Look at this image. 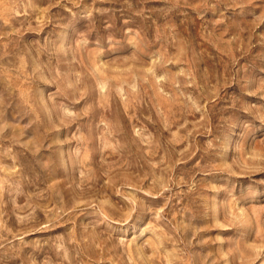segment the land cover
<instances>
[{
  "label": "rangeland",
  "instance_id": "374dc122",
  "mask_svg": "<svg viewBox=\"0 0 264 264\" xmlns=\"http://www.w3.org/2000/svg\"><path fill=\"white\" fill-rule=\"evenodd\" d=\"M0 264H264V0H0Z\"/></svg>",
  "mask_w": 264,
  "mask_h": 264
}]
</instances>
